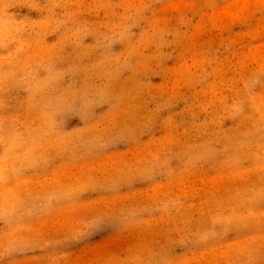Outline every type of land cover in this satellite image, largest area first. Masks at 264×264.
<instances>
[{
    "label": "rangeland",
    "instance_id": "1",
    "mask_svg": "<svg viewBox=\"0 0 264 264\" xmlns=\"http://www.w3.org/2000/svg\"><path fill=\"white\" fill-rule=\"evenodd\" d=\"M0 264H264V0H0Z\"/></svg>",
    "mask_w": 264,
    "mask_h": 264
}]
</instances>
